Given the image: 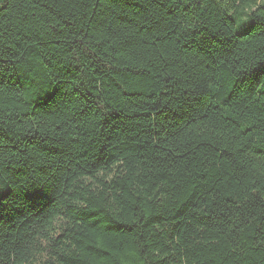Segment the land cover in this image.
Masks as SVG:
<instances>
[{"label":"trees","instance_id":"1","mask_svg":"<svg viewBox=\"0 0 264 264\" xmlns=\"http://www.w3.org/2000/svg\"><path fill=\"white\" fill-rule=\"evenodd\" d=\"M0 264H264L261 0H0Z\"/></svg>","mask_w":264,"mask_h":264},{"label":"rangeland","instance_id":"2","mask_svg":"<svg viewBox=\"0 0 264 264\" xmlns=\"http://www.w3.org/2000/svg\"><path fill=\"white\" fill-rule=\"evenodd\" d=\"M261 4H264V0H261Z\"/></svg>","mask_w":264,"mask_h":264}]
</instances>
